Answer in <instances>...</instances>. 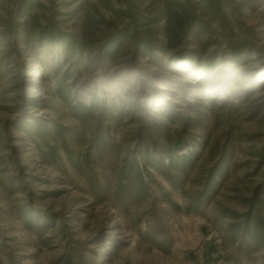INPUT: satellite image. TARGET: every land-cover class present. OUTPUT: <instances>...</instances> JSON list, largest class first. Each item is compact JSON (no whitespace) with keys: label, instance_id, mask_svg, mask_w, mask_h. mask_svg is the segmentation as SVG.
Here are the masks:
<instances>
[{"label":"rangeland","instance_id":"374dc122","mask_svg":"<svg viewBox=\"0 0 264 264\" xmlns=\"http://www.w3.org/2000/svg\"><path fill=\"white\" fill-rule=\"evenodd\" d=\"M0 264H264V0H0Z\"/></svg>","mask_w":264,"mask_h":264}]
</instances>
